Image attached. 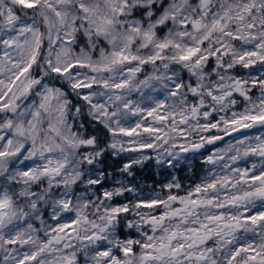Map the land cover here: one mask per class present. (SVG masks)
I'll return each mask as SVG.
<instances>
[{
    "label": "snow or ice",
    "instance_id": "snow-or-ice-1",
    "mask_svg": "<svg viewBox=\"0 0 264 264\" xmlns=\"http://www.w3.org/2000/svg\"><path fill=\"white\" fill-rule=\"evenodd\" d=\"M233 133L184 195L103 167ZM0 264H264V0H0Z\"/></svg>",
    "mask_w": 264,
    "mask_h": 264
},
{
    "label": "rangeland",
    "instance_id": "rangeland-1",
    "mask_svg": "<svg viewBox=\"0 0 264 264\" xmlns=\"http://www.w3.org/2000/svg\"><path fill=\"white\" fill-rule=\"evenodd\" d=\"M259 67H260L259 64L256 65V68H259ZM146 68H147V66H146ZM243 70H247V69H239L240 72L238 74L243 75L249 71H253L254 69H248L245 73H243ZM150 72H151V69L147 70L146 73H142L140 76V79H143L144 76ZM253 91L256 92L255 95L253 96V99H255L257 96H259V90L253 89ZM130 98L133 101H142L144 104H147V103H151L152 99H155V98H161L162 99L163 98V91L159 90V89L153 90L152 88H146V89H144V97H141L139 93L133 92L131 94ZM242 109H243V104L241 106L238 104L237 110H242ZM221 114H223V113H221ZM247 131L255 132L256 130L252 129V130H247ZM212 134H217V133H215V130H213L212 133H204V135H212ZM239 135H240V133L232 135V137L224 140L223 142L218 143V145L211 147L209 150H207L204 153L195 154V155H188L187 154L186 159L190 160L193 157H195V158L198 157V159L204 165L205 172L202 174V178H204V177L209 175V169H217L221 165H223V163H224V161H219L216 165L207 164V163H205L207 157L213 155L216 152L223 153L225 150H227L229 148L230 144L234 143L235 138L238 137ZM125 139H127V138H125ZM182 142L183 141H178V143H182ZM167 147H168V145H164V148H167ZM164 148L160 149V151L163 152ZM177 151H178V149H177ZM230 154L231 153H229V155ZM141 155H148L151 157L148 160H144L143 163L147 162L151 159L154 160L156 170H157L158 179L161 180V183L157 185V188H153V189H151V188L155 187V186H153L152 184L145 185V187H144L143 183H141L139 188H136L137 193L139 194V197L141 199H147L149 197L155 198V196L157 194L163 195L167 191V189L164 187L166 184L170 183L173 179L180 181L179 176H178V172H177V168L179 167V165L186 162V159H182L181 162L179 164H177V166L175 168H169L167 166H162V165H159L156 163L157 153L155 151H153L152 149H144L139 153H126V154H124V158L119 160L118 167H114V169H115L114 171L117 173L119 171V169L123 167V164L128 161L129 158L138 157ZM226 159H227V157H226ZM250 161L256 162L259 166V158L254 157V156H249L247 158H243L240 161H238L237 165H233V167L239 166L241 168H244V167L250 168L251 167ZM111 167H113V166H111ZM110 174H112V173H110ZM201 179L199 180V182L201 181ZM199 182H197V183H199ZM188 189H189V187L183 188L182 191H184V192H182V193L179 192V194L180 195L186 194ZM117 199L123 200L124 198L119 197ZM126 230H127V233L125 236H127L128 239L139 238V234L136 233L134 230H128V229H126ZM136 251H139L138 247L136 248Z\"/></svg>",
    "mask_w": 264,
    "mask_h": 264
},
{
    "label": "trees",
    "instance_id": "trees-1",
    "mask_svg": "<svg viewBox=\"0 0 264 264\" xmlns=\"http://www.w3.org/2000/svg\"><path fill=\"white\" fill-rule=\"evenodd\" d=\"M151 68L147 66V70H150ZM248 70V69H247ZM247 70H243V73H245ZM238 69V73H239ZM255 91H253V96L255 95ZM243 103L239 104L240 106ZM221 134V133H219ZM120 158H113L110 157L106 160L105 164L103 165L104 168H106L107 172L110 173H116L114 170V167H118ZM113 166V167H111ZM113 170V171H112ZM178 176L180 179V182L182 183V189L186 187H192L193 184L199 182V180L202 178V174L205 172L203 163L197 158L193 157L190 160L186 159V162L179 165L177 168ZM119 174V171L116 173ZM135 179L136 181V188H139L141 183H143L144 187L145 185L152 184L157 188V185L161 183V180L158 179L156 166L154 163V160L151 159L147 162H144L140 165L134 166V176L130 177L129 179ZM184 191H180L182 193ZM127 230L124 229V235H126Z\"/></svg>",
    "mask_w": 264,
    "mask_h": 264
},
{
    "label": "water",
    "instance_id": "water-1",
    "mask_svg": "<svg viewBox=\"0 0 264 264\" xmlns=\"http://www.w3.org/2000/svg\"><path fill=\"white\" fill-rule=\"evenodd\" d=\"M233 134H235V133H233ZM228 137H230V136H225L223 140L216 141L214 144H211V145H216V144H218V143L224 141V140L227 139ZM211 145H205V147H204L203 149H201L200 152H204V151H206L207 148H208L209 146H211Z\"/></svg>",
    "mask_w": 264,
    "mask_h": 264
}]
</instances>
